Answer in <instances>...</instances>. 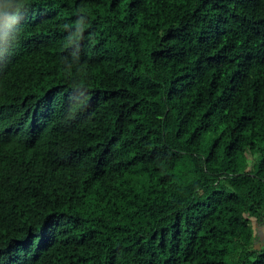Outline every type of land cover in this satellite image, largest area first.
<instances>
[{"label":"trees","instance_id":"1","mask_svg":"<svg viewBox=\"0 0 264 264\" xmlns=\"http://www.w3.org/2000/svg\"><path fill=\"white\" fill-rule=\"evenodd\" d=\"M7 105L0 264H264V0H23Z\"/></svg>","mask_w":264,"mask_h":264},{"label":"clouds","instance_id":"2","mask_svg":"<svg viewBox=\"0 0 264 264\" xmlns=\"http://www.w3.org/2000/svg\"><path fill=\"white\" fill-rule=\"evenodd\" d=\"M23 0H0V38L5 30L15 24L21 15ZM8 105L0 111V116L8 113L4 111ZM14 113L12 112V115ZM33 127L31 121L24 119L10 129L0 130V160L5 167L25 163L29 155V141L32 137ZM9 258L5 247L0 249V263Z\"/></svg>","mask_w":264,"mask_h":264},{"label":"rangeland","instance_id":"3","mask_svg":"<svg viewBox=\"0 0 264 264\" xmlns=\"http://www.w3.org/2000/svg\"><path fill=\"white\" fill-rule=\"evenodd\" d=\"M254 158L250 157L245 163L242 164V169H250L253 165ZM254 227L256 229V233L258 235L257 240L255 242L256 248L261 249L264 248V224H258L253 220Z\"/></svg>","mask_w":264,"mask_h":264}]
</instances>
